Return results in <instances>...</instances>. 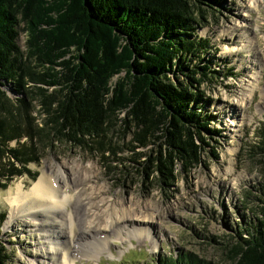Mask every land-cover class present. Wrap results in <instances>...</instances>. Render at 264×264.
Masks as SVG:
<instances>
[{
    "label": "trees",
    "instance_id": "1",
    "mask_svg": "<svg viewBox=\"0 0 264 264\" xmlns=\"http://www.w3.org/2000/svg\"><path fill=\"white\" fill-rule=\"evenodd\" d=\"M224 2L0 0V190L35 180L29 164L57 145L97 158L116 186L162 193L217 159L222 130L200 87L228 74L196 31ZM256 135L251 153L264 162V123ZM257 193L252 220L230 236L233 264H264V186ZM154 264L212 263L179 252Z\"/></svg>",
    "mask_w": 264,
    "mask_h": 264
},
{
    "label": "rangeland",
    "instance_id": "2",
    "mask_svg": "<svg viewBox=\"0 0 264 264\" xmlns=\"http://www.w3.org/2000/svg\"><path fill=\"white\" fill-rule=\"evenodd\" d=\"M224 1V8L196 31L197 37L210 41L213 69L228 74L200 87L212 102L216 128L222 130L217 159L208 156L190 176L162 193L141 189L135 181L125 188L116 186L97 158L73 147L57 145L46 150L38 163L28 166L35 180L23 175L0 190V243L9 258L4 264H154L179 252L212 264H233L230 236L255 211L257 203L248 194L258 196L264 186V162L251 153L257 129L264 123V0ZM23 28V24L18 26L22 51ZM42 171L55 177L72 196L81 191L80 200L70 204L77 217V243L71 245V257L65 260L54 256L48 234L39 228V220L48 215L32 221L30 215L17 213L9 221L6 191L19 182L28 188ZM87 188L100 194L98 198L88 201L91 191L86 193ZM115 216L122 217L118 231L112 224ZM45 225L49 235L59 239L54 241L60 246L59 254L66 245V229ZM94 228L103 232L105 245L94 237Z\"/></svg>",
    "mask_w": 264,
    "mask_h": 264
},
{
    "label": "bare ground",
    "instance_id": "3",
    "mask_svg": "<svg viewBox=\"0 0 264 264\" xmlns=\"http://www.w3.org/2000/svg\"><path fill=\"white\" fill-rule=\"evenodd\" d=\"M84 184L85 180H83L80 185L83 186ZM63 187L65 186L61 185V183H59V181H57L55 177L42 171L36 181L31 183L28 188H25V186L19 182L12 187H9L5 194L7 196V202L11 207L9 221L13 220L17 213H25L28 216L30 215L32 217V221L36 220L35 218L41 214L49 216H47L48 218L39 220V228L43 230L45 235L48 234V238L46 239L51 242L50 245L52 251H54V256L60 255L65 260L67 259V256L69 258L71 257L69 255L71 245H75L77 243L75 240L77 217H75L73 212L70 211V204L73 200H80L81 191L76 196H72V194H70V191H68V189L63 190ZM85 191L86 193L91 191L88 194V201H93L100 195H98L94 191L92 192L90 188L85 189ZM66 210L67 213L64 214V211L66 212ZM112 221V224H114V226L116 227V231H118L117 227L120 226L122 217L115 216ZM45 223L55 225L56 227H58V229H66V245L65 247L60 249L59 254L56 251H58L60 246L58 248V244H54V241L58 242L59 239H53L52 235H49V231L47 230V226L45 225ZM94 230V233H96L94 237H96L100 242H102V244L105 245L106 240L102 235L103 232L99 233L100 231H98L101 229L94 228Z\"/></svg>",
    "mask_w": 264,
    "mask_h": 264
}]
</instances>
